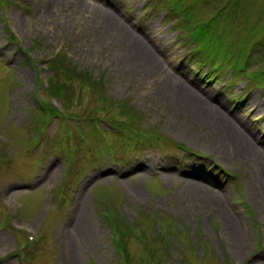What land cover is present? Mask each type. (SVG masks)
<instances>
[{"label":"rangeland","instance_id":"374dc122","mask_svg":"<svg viewBox=\"0 0 264 264\" xmlns=\"http://www.w3.org/2000/svg\"><path fill=\"white\" fill-rule=\"evenodd\" d=\"M250 134L264 157V0L0 2V264H253Z\"/></svg>","mask_w":264,"mask_h":264},{"label":"trees","instance_id":"16d2710c","mask_svg":"<svg viewBox=\"0 0 264 264\" xmlns=\"http://www.w3.org/2000/svg\"><path fill=\"white\" fill-rule=\"evenodd\" d=\"M2 0H0V2H1ZM201 34H202V31H199V38H200V36H201ZM192 39L194 40V41H196V43H195V48L198 50V51H202L203 52V55L204 56H207V53H206V51H203V50H205V49H203L202 47H201V45L200 44H197V41L199 40L198 38H197V36H196V34L192 37ZM198 43H199V41H198ZM199 47H201L203 50H201ZM61 57V58H60ZM57 59H59V60H57ZM57 59H55L53 62H52V65H50V66H52V68H53V70H55V68H56V73H57V71L59 72V71H62V72H64V73H70L71 74V76H77V77H81V76H79V75H77L78 74V72L76 71V69L75 68H70V67H68V65L67 64H65L64 63V61H63V57L62 56H59ZM215 63H216V61H214ZM65 66V68L63 69V70H61L63 67ZM216 66V68H218L220 65H215ZM60 74V73H59ZM85 75V74H84ZM57 81V80H56ZM52 86V85H51ZM49 87V89L51 88V94H53V95H58V96H60L61 97V94L63 93V92H65V89H66V86L65 85H58V86H55V85H53L52 87ZM122 105H123V102L121 103V105L119 106L120 107V109L122 108ZM40 110H42V112H47L48 114L49 113H52V114H54V112H56V111H54V109L51 107V105L48 103V102H45V104L44 103H40ZM123 113H125V114H127L128 115V117H130V116H132V115H135V114H132V110L130 109V111L127 109V106L124 104L123 105V110H121ZM56 114V113H55ZM138 114V113H137ZM116 224V226H118V223H115ZM118 228H119V226H118ZM131 230V228H129V226H125V229H124V233L123 234H126L127 235V233L129 232Z\"/></svg>","mask_w":264,"mask_h":264},{"label":"bare ground","instance_id":"6f19581e","mask_svg":"<svg viewBox=\"0 0 264 264\" xmlns=\"http://www.w3.org/2000/svg\"><path fill=\"white\" fill-rule=\"evenodd\" d=\"M195 98L197 99V97H195ZM232 120H234V119H232ZM232 120L231 119L230 120L227 119L226 120L227 124H229V125H231V126H233L235 128H238L239 130L242 129L240 127V125H237L235 123L236 121L233 122ZM251 136L253 137V139L250 140V139H245L244 136L241 135V137H242L241 140H242L243 144L245 145V147H248L249 149H251L256 155L260 156L264 160V157L262 155H260V153L257 151V150H259V146L255 144L256 143V141H255L256 138L253 135H251ZM255 151H257V153ZM53 174L54 173H50V176L49 177H51V175H53ZM187 175L190 176V177L197 176L196 174H190L189 175V173H187ZM197 188H201V187H197ZM205 192L207 193V194H205L206 196H209L211 199H213L212 193L208 192L207 190H205ZM14 194H16V192L13 193V195ZM82 201H83L82 206L84 207V210H82V208H81V217L83 219L84 217H86V215H85V213H86V206H84V198H82ZM231 221L232 222H230V224H231V227L230 228H231V230H233L234 237L237 238L240 241H243V238H244V235H245V231H246L244 222H242L239 218H233V220H231ZM84 223L85 222L83 221L82 222V225ZM88 237H90V233H89ZM79 241L81 242V239ZM253 264H264V254H262L261 256H259L254 261Z\"/></svg>","mask_w":264,"mask_h":264}]
</instances>
